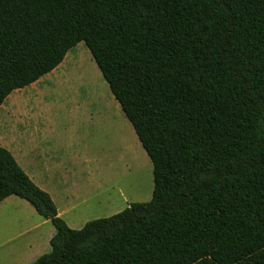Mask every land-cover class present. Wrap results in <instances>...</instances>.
I'll return each mask as SVG.
<instances>
[{"label": "trees", "instance_id": "16d2710c", "mask_svg": "<svg viewBox=\"0 0 264 264\" xmlns=\"http://www.w3.org/2000/svg\"><path fill=\"white\" fill-rule=\"evenodd\" d=\"M84 41L153 163L151 200L71 228L0 145L31 264H264V0H0V106Z\"/></svg>", "mask_w": 264, "mask_h": 264}, {"label": "rangeland", "instance_id": "374dc122", "mask_svg": "<svg viewBox=\"0 0 264 264\" xmlns=\"http://www.w3.org/2000/svg\"><path fill=\"white\" fill-rule=\"evenodd\" d=\"M12 103L17 107L10 112ZM10 118L25 123L27 134L38 133L50 160L69 166L66 180L59 166L45 171V158L38 160L43 172L33 173L30 157L18 154L16 130L21 126L13 123L16 130L10 133ZM3 137L8 144H2ZM0 145L52 193L59 215L71 228L153 196V163L84 41L54 73L6 98L0 107ZM55 232L52 222L26 199L7 197L0 202V264H31L51 250L49 238Z\"/></svg>", "mask_w": 264, "mask_h": 264}, {"label": "crops", "instance_id": "0c3cea01", "mask_svg": "<svg viewBox=\"0 0 264 264\" xmlns=\"http://www.w3.org/2000/svg\"><path fill=\"white\" fill-rule=\"evenodd\" d=\"M68 54V53H67ZM67 56V55H66ZM66 58V57H65ZM65 60V59H64ZM63 60V61H64ZM63 63V62H62ZM62 63L57 66L54 70H52L50 73H54L57 69H59V67L62 65ZM40 80V79H39ZM37 82V81H36ZM5 102V101H4ZM2 109L4 108V103L0 106ZM17 107L16 104H13L11 105V108H10V112H12L15 108ZM5 109H8L5 108ZM47 119H53V118H47ZM8 122V121H7ZM22 121L21 120H16V119H11L9 120V124L10 126L12 127L10 131V133H13L16 129L15 127L12 125L13 123H18V125L20 124V126L22 127H18L19 130H16L17 131V136L16 138L18 139V150H19V156H21V158L23 159H27L28 157H30V165L29 167H31V170L33 171V173L36 171V172H43V169H39L38 168V160H42V159H46V163H47V167L45 168V171L47 172H53V168L56 167V166H59L62 171L61 173V176L63 178V180H66L67 177H68V170H69V166L66 165V164H62V165H59V164H56L54 163V161L50 160L49 157L46 156V151L44 149H42V142L39 140V137H38V133H36V135L30 133V134H27L25 131H26V128H25V123H21ZM9 126V125H8ZM14 128V129H13ZM13 130V131H12ZM15 133V132H14ZM21 139H22V142H21ZM2 141V144H8L7 142L5 143V137H3L1 139ZM2 146V145H1ZM5 146L6 148V145H3V147ZM8 149V148H7ZM10 150V149H8ZM11 151V150H10ZM12 152V151H11ZM13 154V153H12ZM16 158V157H15ZM18 161V160H17ZM19 163V161H18ZM20 164V163H19ZM20 166L22 167V165L20 164ZM24 169V171L29 175V177L40 187L42 188L43 190L47 191L51 197H52V193L46 188V187H43L42 185H40L39 183H37L36 181V178L34 177V175H32L33 173H30V171H27L24 167H22ZM53 176H51V179H52ZM52 199L54 200V198L52 197ZM60 214V212H58ZM52 237L49 238V241Z\"/></svg>", "mask_w": 264, "mask_h": 264}]
</instances>
